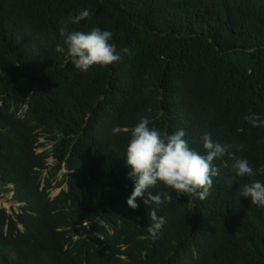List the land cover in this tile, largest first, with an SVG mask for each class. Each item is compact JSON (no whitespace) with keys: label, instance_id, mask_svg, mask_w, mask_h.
Here are the masks:
<instances>
[{"label":"trees","instance_id":"trees-1","mask_svg":"<svg viewBox=\"0 0 264 264\" xmlns=\"http://www.w3.org/2000/svg\"><path fill=\"white\" fill-rule=\"evenodd\" d=\"M65 25L111 31L121 60L78 70L55 51ZM252 113L264 118V0H0V199L17 204L0 205V264H264V207L239 194L264 182ZM141 117L201 153L210 134L254 176L236 178L226 155L203 201L157 186L172 200L153 238L147 193L126 203Z\"/></svg>","mask_w":264,"mask_h":264},{"label":"clouds","instance_id":"clouds-1","mask_svg":"<svg viewBox=\"0 0 264 264\" xmlns=\"http://www.w3.org/2000/svg\"><path fill=\"white\" fill-rule=\"evenodd\" d=\"M91 13L88 9L75 15L70 23L78 25L87 21ZM64 37L63 44L55 46L57 53H65L75 68L87 72L90 67L99 65L106 67L121 60V55L110 41L113 33L100 27L90 31H68L67 25L59 29ZM252 127H264V118L252 113L245 116ZM150 120L141 117L130 133L129 143L124 155L125 165L129 169L128 178L133 182V191L126 203L131 209H136L137 198L145 197V205H154L152 210L153 223L148 228L149 234L157 238L166 219L157 214L164 202H170L172 195L167 192H155L157 186L171 188L177 194L192 195L203 201L211 195L214 178L220 175V170L214 163L226 155L232 158V173L236 178H251L254 176L253 166L246 158H238L229 152V145L213 140L205 133L202 136L203 153L190 147L186 139V131L179 129L167 134L155 127H150ZM120 128L115 126L111 134L117 135ZM239 150V149H237ZM239 194L250 198L251 204L264 207V182L253 180L239 186Z\"/></svg>","mask_w":264,"mask_h":264},{"label":"rangeland","instance_id":"rangeland-1","mask_svg":"<svg viewBox=\"0 0 264 264\" xmlns=\"http://www.w3.org/2000/svg\"><path fill=\"white\" fill-rule=\"evenodd\" d=\"M46 148H41L39 149L38 151H42ZM51 161V160H49ZM65 171V169L61 170L58 174V177L60 178L62 173ZM63 188H65V186H63ZM60 189L59 188H55L53 190H51L50 192V196L51 197H54L55 195H57L59 193ZM0 205L5 207L7 209L8 212H12L13 210L15 211L17 209V204H13L9 199H6V198H1L0 199Z\"/></svg>","mask_w":264,"mask_h":264}]
</instances>
